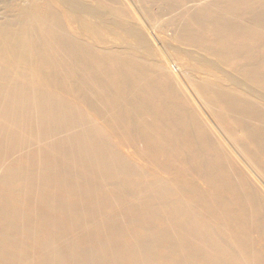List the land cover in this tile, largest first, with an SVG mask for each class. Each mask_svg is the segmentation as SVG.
I'll return each instance as SVG.
<instances>
[{
  "label": "bare ground",
  "instance_id": "bare-ground-1",
  "mask_svg": "<svg viewBox=\"0 0 264 264\" xmlns=\"http://www.w3.org/2000/svg\"><path fill=\"white\" fill-rule=\"evenodd\" d=\"M130 1L0 0V264H264V0Z\"/></svg>",
  "mask_w": 264,
  "mask_h": 264
},
{
  "label": "rangeland",
  "instance_id": "rangeland-1",
  "mask_svg": "<svg viewBox=\"0 0 264 264\" xmlns=\"http://www.w3.org/2000/svg\"><path fill=\"white\" fill-rule=\"evenodd\" d=\"M124 1H126L128 3L130 13L133 15L134 19H136L139 23L145 25L146 28H148L146 25V22L143 21L144 20L143 13L140 11V9L134 3H132L130 0H124ZM196 1L202 2V0H196ZM51 4L56 8L57 12L59 13V16L61 18L63 26L65 27V30L67 32L73 34L76 38L81 39V40H83V39H85V40H93V39L96 40L97 39V35L94 34V32H92V31H89L90 33H87V35L91 39L86 37V35H84L82 33L84 29H87V28H89V26H91V25H88V21L90 22V20L81 21L80 19L79 20L76 19V17L73 18L74 16H70L69 13L66 12L64 5L61 4L60 0H51ZM5 8L7 9V7H5L4 4L1 3L0 4V18H2L4 16ZM96 20L99 21V17H97ZM240 22L242 24H245V25H249V26L252 25V23L250 24L249 22H245V21H240ZM91 23L92 22H90V24ZM101 23H102V21L100 22V24ZM147 23L150 25H153L156 29H158V31H160V32L162 31V29H161L162 25L160 23L155 22V21L151 22L148 20H147ZM103 34L105 36H110L111 32L106 31ZM167 39H168V37H165V38H163V41L160 42L161 44L155 45L158 52L161 55L165 56V58L170 55L169 50L166 51L168 49L167 47L169 46V45H167L168 44ZM167 54H169V55H167ZM243 80H245V79H243ZM245 82H246V80H245ZM194 100H195L194 102L196 103L195 105H197L199 107V105H200L199 100H197L195 98H194ZM225 143L227 144V142H225Z\"/></svg>",
  "mask_w": 264,
  "mask_h": 264
}]
</instances>
